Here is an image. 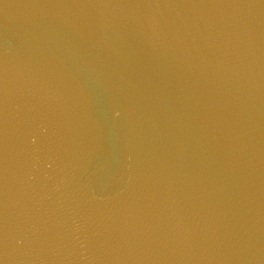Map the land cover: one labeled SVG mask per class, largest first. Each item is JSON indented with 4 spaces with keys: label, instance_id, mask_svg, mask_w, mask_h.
I'll use <instances>...</instances> for the list:
<instances>
[{
    "label": "water",
    "instance_id": "obj_1",
    "mask_svg": "<svg viewBox=\"0 0 264 264\" xmlns=\"http://www.w3.org/2000/svg\"><path fill=\"white\" fill-rule=\"evenodd\" d=\"M0 264H264V0H0Z\"/></svg>",
    "mask_w": 264,
    "mask_h": 264
}]
</instances>
